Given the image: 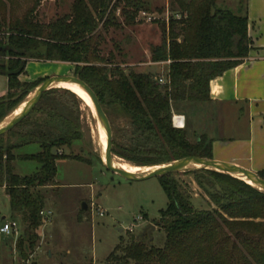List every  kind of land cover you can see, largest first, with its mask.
I'll return each instance as SVG.
<instances>
[{"label":"trees","instance_id":"trees-1","mask_svg":"<svg viewBox=\"0 0 264 264\" xmlns=\"http://www.w3.org/2000/svg\"><path fill=\"white\" fill-rule=\"evenodd\" d=\"M42 1L46 0H32L26 10L13 15L4 11L0 0V75L7 80V92L0 97V121L45 79H19L29 61L67 63L93 90L106 116L118 115L128 122L124 142L112 140V155L140 167L188 156L212 159L211 139L201 133L191 141L187 125L182 130L172 126L171 114L195 113L198 104L209 103L210 81L249 55L247 0H236L232 8L223 0H169L161 42L149 46L152 63L169 61L163 85L150 72L134 71L124 62L128 57L124 47L132 41L129 35L115 44L122 61L112 53L106 58L100 53L110 30L123 32L137 24L139 12L152 10L148 0H72L67 13L45 24L37 19ZM60 90L78 100L70 90ZM54 92H45L30 113L44 109L45 119L28 124L18 142L5 138L13 130L0 136V188L21 228L14 250L23 264L40 241L45 210L41 189L55 187L57 161L68 160L57 152L80 140L78 123L52 99ZM34 143L40 148L34 155L13 153ZM18 159L36 161L38 170L28 176L15 174L13 163ZM184 173L194 176L209 208L193 206L174 178L179 173L157 177L168 203L155 223L164 232L163 244L132 240L129 235L113 248L106 263L264 264V193L225 173L204 169ZM257 175L264 180V169Z\"/></svg>","mask_w":264,"mask_h":264},{"label":"rangeland","instance_id":"rangeland-1","mask_svg":"<svg viewBox=\"0 0 264 264\" xmlns=\"http://www.w3.org/2000/svg\"><path fill=\"white\" fill-rule=\"evenodd\" d=\"M6 13L11 11L14 15L20 14L30 6L32 0H2ZM72 0H46L37 7V19L41 23L64 15L69 10ZM152 10L149 13L139 12L136 16L138 25L120 30H110L105 35L106 42L101 47V56L105 58L112 53L116 61H122L115 51V44L123 41L124 36L129 35L132 41L124 47L128 55L124 61L129 68L142 72L141 67H146L148 60L144 51L150 45L161 42V25H167L169 17V0H149ZM236 0H223L226 7L232 8ZM119 15V12H117ZM8 15V14H7ZM120 18V17H119ZM151 62V61H150ZM123 68V66H122ZM42 73L45 79L50 75H74L73 65L57 62L32 61L22 75V80L40 77ZM7 80L0 75V97L6 94ZM55 89L52 99L59 106L65 107L71 114L75 123H78L80 140L72 143L70 147H62L57 152L59 156L68 160H59L56 164L55 187L43 188L45 209H51V218L43 221L38 230L39 239L47 240L48 244L36 249L24 264H107L106 258L113 248L126 242L129 235L139 238L142 230L148 225L159 220L161 211L167 207V199L156 177L145 180L130 181L108 171L102 163L101 134L99 123L95 114L88 106L77 97L75 100L70 94L63 93L61 88ZM31 94H27L13 109L1 119L0 125L10 119L14 112L25 102ZM198 110V109H197ZM196 110V112H198ZM195 112V113H196ZM195 113L186 111V129L191 141L203 132V121L197 118ZM47 111L38 109L29 114L25 123L13 129V133L5 135L9 141L18 142V135L28 128L27 125L34 121H43ZM112 131V140L118 143L124 142V135L128 132V122L121 116L109 114L107 116ZM202 122V123H201ZM98 143V144H97ZM98 149V150H97ZM39 145L29 144L14 154L34 155L39 152ZM116 158V159H115ZM114 161L127 162L116 157ZM78 159V160H77ZM137 166V165H136ZM38 164L35 161L15 160L13 171L17 175L28 176L35 174ZM174 178L189 195L190 202L196 209H208L207 197L204 190L197 185L194 176L188 173L175 174ZM82 203L87 205L86 214H82ZM104 211L100 217L99 212ZM12 219L8 198L0 188V227L3 221ZM133 226L132 233L128 228ZM21 228L17 235L0 233V264H23L17 253L12 252L11 247L16 238L20 236ZM152 243L161 246L164 242V232L156 226L152 230ZM148 237L144 234V240ZM51 250V256L46 254V249ZM131 264V263H129Z\"/></svg>","mask_w":264,"mask_h":264},{"label":"crops","instance_id":"crops-1","mask_svg":"<svg viewBox=\"0 0 264 264\" xmlns=\"http://www.w3.org/2000/svg\"><path fill=\"white\" fill-rule=\"evenodd\" d=\"M247 2V35L251 40L249 55L242 63L210 81V101L198 104L195 116L205 119L202 134L212 141V160L235 164L257 173L264 169V0ZM144 54L148 64L141 67L142 73L158 76L168 71L167 62H150L149 47ZM32 61L27 63L25 71ZM45 76L48 75L42 73L40 77L24 81L20 75L19 79L32 82ZM45 211L51 218V209L46 208ZM10 220L16 221L14 218ZM46 244L47 240L39 241L37 248ZM45 249L50 257L51 250ZM11 250L14 252V242Z\"/></svg>","mask_w":264,"mask_h":264},{"label":"water","instance_id":"water-1","mask_svg":"<svg viewBox=\"0 0 264 264\" xmlns=\"http://www.w3.org/2000/svg\"><path fill=\"white\" fill-rule=\"evenodd\" d=\"M72 84L79 89H83L90 101L91 105L94 108L95 116L97 122L100 127L101 138L105 140V148L103 152L102 163L103 166L110 172L120 175L127 180H145L151 179V177H161L167 176V174L172 173H184L186 171H197L200 169L210 170L214 172L225 173L231 177H235L245 184L251 185L256 188L258 191L264 193V180L261 179L256 172L252 170H247L243 167H239L235 164H230L222 161H215L212 159L206 158H197V157H183L182 159L169 161L166 164L161 165H152L148 167L146 171L141 172H131L121 169L119 166H116V162L114 161L115 156L111 153L112 148V131L110 122H108V118L103 110L102 105L98 101L95 93L89 86L83 81L80 80L78 76L75 75H65V76H49L44 79L40 83H38L32 90H30L29 94L31 97L25 101L24 105L21 107L20 111L4 123L0 125V136L6 134L17 127L18 123L22 121L25 117H27L33 110L34 106L37 104L41 96L49 91L51 88H55L59 84ZM82 205V210L86 211L87 205L84 203ZM155 228V225L148 224L138 235L139 238H144V234L148 237L147 243L149 244L152 239V230ZM132 240H135L136 237L131 236Z\"/></svg>","mask_w":264,"mask_h":264},{"label":"built area","instance_id":"built-area-1","mask_svg":"<svg viewBox=\"0 0 264 264\" xmlns=\"http://www.w3.org/2000/svg\"><path fill=\"white\" fill-rule=\"evenodd\" d=\"M169 63V61H165ZM167 72H162L158 76H156V80L159 84H165L167 81ZM171 120H172V126L176 129H181L185 127L186 125V119L184 114H179L177 112H172L171 114ZM104 214V211L102 210L99 212V216L101 217ZM41 215L44 217V220L47 221L50 218V213L46 212L45 210L41 212ZM19 223H17L14 220H9L3 222V226L0 228V233L6 234V235H17L19 233ZM133 231V226L128 228V232L132 233Z\"/></svg>","mask_w":264,"mask_h":264},{"label":"bare ground","instance_id":"bare-ground-1","mask_svg":"<svg viewBox=\"0 0 264 264\" xmlns=\"http://www.w3.org/2000/svg\"><path fill=\"white\" fill-rule=\"evenodd\" d=\"M56 87L64 89V90L67 89V90H70L71 92H73L78 98L81 99L82 103H84L86 106H88L90 108L91 112L93 114H95L94 108L91 105V101H90L87 93L83 89H79L76 86H74L72 84H69V83L59 84ZM30 97H31V95L25 101H27ZM24 103L25 102H23L21 107L24 105ZM21 107H19L17 109V111L13 113L12 117L15 116L20 111ZM100 144H101V154L103 155L104 148H105V140H104V138H102ZM116 166H119L121 169H124L126 171H131V172H134V171L135 172H141V171H146L148 169V167H140V166H136V165L132 166L130 164H127V163L121 162V161L117 162Z\"/></svg>","mask_w":264,"mask_h":264}]
</instances>
